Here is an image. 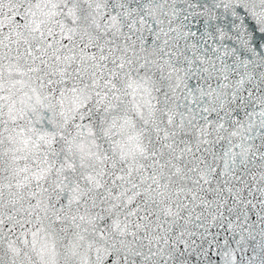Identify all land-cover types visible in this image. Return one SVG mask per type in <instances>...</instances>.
Wrapping results in <instances>:
<instances>
[{"label": "snow or ice", "instance_id": "1", "mask_svg": "<svg viewBox=\"0 0 264 264\" xmlns=\"http://www.w3.org/2000/svg\"><path fill=\"white\" fill-rule=\"evenodd\" d=\"M0 264H264V0H0Z\"/></svg>", "mask_w": 264, "mask_h": 264}]
</instances>
